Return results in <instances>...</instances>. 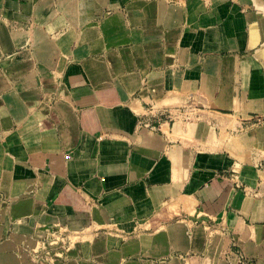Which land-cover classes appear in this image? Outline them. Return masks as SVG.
Returning a JSON list of instances; mask_svg holds the SVG:
<instances>
[{"label":"crops","instance_id":"obj_1","mask_svg":"<svg viewBox=\"0 0 264 264\" xmlns=\"http://www.w3.org/2000/svg\"><path fill=\"white\" fill-rule=\"evenodd\" d=\"M222 1L0 0V264H264V0Z\"/></svg>","mask_w":264,"mask_h":264},{"label":"rangeland","instance_id":"obj_2","mask_svg":"<svg viewBox=\"0 0 264 264\" xmlns=\"http://www.w3.org/2000/svg\"><path fill=\"white\" fill-rule=\"evenodd\" d=\"M215 0V9L224 10L225 6H223L224 1H217ZM222 2V3H221ZM227 4V2H225ZM224 4V5H225ZM212 5V4H210ZM217 7V8H216ZM218 11V10H217ZM224 14V13H221ZM223 17V16H222ZM221 17V19H223ZM97 229H94L93 232L96 234H106L109 235L111 231L118 228L113 225H99L96 226ZM211 228H215V226H210ZM90 228V227H89ZM89 228L85 229V231H89ZM218 228V227H217ZM216 228V229H217ZM39 233H35L37 237H39L38 245L40 246L39 249L31 251L30 253H26L29 255L31 260H33L34 264H66L69 255L72 254V249L77 248L78 244L85 242L88 240L90 242V235L88 237L85 236V231L78 230V229H69L67 226L62 225H39ZM218 230H220L218 228ZM218 232V231H216ZM123 234H127V231L123 232ZM228 242V240H226ZM226 242V243H227ZM17 247L24 248V244L19 242ZM173 255L178 256L181 260L183 257H187L189 254H185L177 250L173 252ZM138 262L144 263V260H141V256L137 255L135 257ZM91 260V259H89ZM88 260V261H89ZM91 262H96L92 261ZM160 263V262H159Z\"/></svg>","mask_w":264,"mask_h":264}]
</instances>
